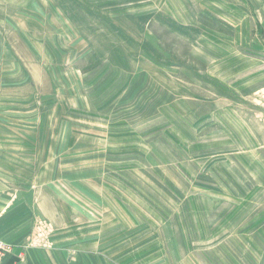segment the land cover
<instances>
[{"label": "rangeland", "instance_id": "374dc122", "mask_svg": "<svg viewBox=\"0 0 264 264\" xmlns=\"http://www.w3.org/2000/svg\"><path fill=\"white\" fill-rule=\"evenodd\" d=\"M210 1L0 0V264H264V86Z\"/></svg>", "mask_w": 264, "mask_h": 264}, {"label": "crops", "instance_id": "0c3cea01", "mask_svg": "<svg viewBox=\"0 0 264 264\" xmlns=\"http://www.w3.org/2000/svg\"><path fill=\"white\" fill-rule=\"evenodd\" d=\"M210 3H214L217 8L223 10L225 21H221V23L229 29L223 34L228 40L239 39L236 35L234 36L233 26L241 25L239 39L242 41L241 47L239 51L231 47V54L233 55L236 51V54L241 58L244 63L242 69L246 74L248 73L247 79H250L251 76V80H254V82L250 81L251 87L253 89L263 87L264 0H212ZM219 33L221 34V32ZM21 222V224H17L16 231H21L24 227L23 220ZM16 242L17 247L6 258V264H115L107 261L103 256L84 254V239L72 244V247L79 248V252H73V256L71 253H68L69 255L57 253V248L49 251L46 248L39 247L25 249V241L20 239ZM117 264H119L118 261Z\"/></svg>", "mask_w": 264, "mask_h": 264}, {"label": "built area", "instance_id": "2783aa9c", "mask_svg": "<svg viewBox=\"0 0 264 264\" xmlns=\"http://www.w3.org/2000/svg\"><path fill=\"white\" fill-rule=\"evenodd\" d=\"M4 246H5V243H4V241L1 240L0 241V250L3 248L2 249V250H4L3 254L7 251V249H5L6 246L5 247Z\"/></svg>", "mask_w": 264, "mask_h": 264}]
</instances>
